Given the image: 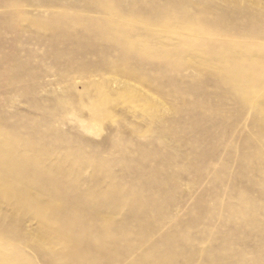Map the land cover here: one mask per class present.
Masks as SVG:
<instances>
[{
    "label": "rangeland",
    "instance_id": "obj_1",
    "mask_svg": "<svg viewBox=\"0 0 264 264\" xmlns=\"http://www.w3.org/2000/svg\"><path fill=\"white\" fill-rule=\"evenodd\" d=\"M0 264H264V0H0Z\"/></svg>",
    "mask_w": 264,
    "mask_h": 264
}]
</instances>
